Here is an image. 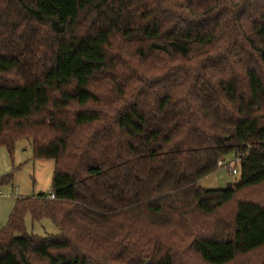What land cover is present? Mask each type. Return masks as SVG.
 <instances>
[{
  "label": "trees",
  "instance_id": "16d2710c",
  "mask_svg": "<svg viewBox=\"0 0 264 264\" xmlns=\"http://www.w3.org/2000/svg\"><path fill=\"white\" fill-rule=\"evenodd\" d=\"M19 139L52 184L16 198L0 264H244L264 247V0H0V145ZM238 152L231 186L198 184Z\"/></svg>",
  "mask_w": 264,
  "mask_h": 264
},
{
  "label": "rangeland",
  "instance_id": "374dc122",
  "mask_svg": "<svg viewBox=\"0 0 264 264\" xmlns=\"http://www.w3.org/2000/svg\"><path fill=\"white\" fill-rule=\"evenodd\" d=\"M53 167L52 159L34 157L32 144L28 139L17 140L11 154L5 146L0 145V178L11 175L7 184L0 185V227L6 224L16 198L50 191ZM236 179L237 175L232 174L228 168L217 166L216 171L202 178L198 184L204 188H223L228 183L232 184ZM262 194H264V185L253 190L254 197H260ZM232 212L233 208L227 206L220 212V215L230 219ZM24 224L27 232L39 236L59 233L58 227L49 218L32 221L30 214L27 213L24 217ZM263 259L264 247L246 257L239 258L236 263L258 264ZM145 262L147 263L148 259Z\"/></svg>",
  "mask_w": 264,
  "mask_h": 264
},
{
  "label": "built area",
  "instance_id": "2783aa9c",
  "mask_svg": "<svg viewBox=\"0 0 264 264\" xmlns=\"http://www.w3.org/2000/svg\"><path fill=\"white\" fill-rule=\"evenodd\" d=\"M240 154L235 153V154H231V156H227L225 158H222L220 160H218L217 162V166L218 168H228V170L232 173V174H236L237 173V163L240 161ZM1 194V192H0ZM50 198L53 197V194H49L48 195Z\"/></svg>",
  "mask_w": 264,
  "mask_h": 264
},
{
  "label": "water",
  "instance_id": "95a60500",
  "mask_svg": "<svg viewBox=\"0 0 264 264\" xmlns=\"http://www.w3.org/2000/svg\"><path fill=\"white\" fill-rule=\"evenodd\" d=\"M230 185H231L230 183L227 184V186H230Z\"/></svg>",
  "mask_w": 264,
  "mask_h": 264
}]
</instances>
